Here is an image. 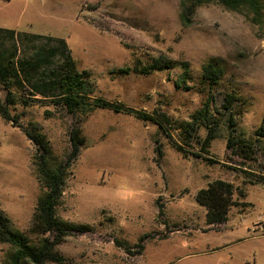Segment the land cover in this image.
<instances>
[{"label": "rangeland", "instance_id": "374dc122", "mask_svg": "<svg viewBox=\"0 0 264 264\" xmlns=\"http://www.w3.org/2000/svg\"><path fill=\"white\" fill-rule=\"evenodd\" d=\"M259 2V18L212 0L182 23L180 0H0L1 28L64 40L76 70L91 74L95 97L162 122L163 130L136 114L106 110L79 117L51 104L16 110L21 125L36 126L46 137L58 162L69 157L73 130L79 128L84 141L67 171L56 216L87 230L69 233L56 247L63 264H264V236L255 231L264 218ZM159 60L170 69L151 70ZM208 63L222 70L214 105L227 94L239 100L232 128L227 116H215V139L203 146L205 133L189 138L184 125L205 99L201 76ZM184 64L190 81L177 90ZM10 119V111L0 113V211L36 245L42 236L30 232L41 195L35 147ZM229 131L250 143L249 160L227 151ZM216 180L233 186L237 205L230 214L240 215L212 231L196 194ZM247 196L253 208L239 204ZM12 253L0 242V264Z\"/></svg>", "mask_w": 264, "mask_h": 264}, {"label": "trees", "instance_id": "16d2710c", "mask_svg": "<svg viewBox=\"0 0 264 264\" xmlns=\"http://www.w3.org/2000/svg\"><path fill=\"white\" fill-rule=\"evenodd\" d=\"M8 1V0H7ZM212 0H180V20L185 23L193 16L196 9ZM224 9L240 12L247 9L254 18H259L261 7L259 0H214ZM151 70H168L170 66L163 61H156ZM120 73H125L119 70ZM222 70L212 63L203 67L201 83L205 88V99L199 110L189 117L184 131L189 138L198 133H205V145L215 139L216 117H228L232 128V109L239 100L235 95H225L219 107L214 105L213 92L219 84ZM190 81L188 65L181 66L174 86L177 90L185 89ZM188 90V88L186 89ZM95 83L87 71L78 72L71 50L62 39H54L36 34H29L0 28V113L13 114V127L20 129L28 141L35 147L33 165L41 195L36 203L30 224L32 234H40L42 239L36 244H29L27 237L14 231L9 220L0 211V242L13 248L7 264H63V258L56 247L71 232H85V226H70L56 216V207L62 197L67 171L79 154L83 145L80 129L70 135L71 152L66 162L55 160L52 148L46 137L36 128L21 125L18 108L25 110L32 106L54 105L67 114L87 117L95 110H106L117 114H136V118L162 127V122L145 114L133 113L122 105L106 102L95 97ZM244 102H241L243 105ZM263 127L259 130H262ZM226 149L235 156L250 159V143L234 139L229 131ZM259 132V131H258ZM263 136V133L262 135ZM56 161V162H55ZM234 188L231 184L216 180L196 194V202L206 211V225L216 227L227 221L231 208L237 203L233 200ZM160 211V209H159ZM44 237V238H43ZM117 244L121 242L115 241ZM124 244V243H121ZM138 253L142 250L137 245Z\"/></svg>", "mask_w": 264, "mask_h": 264}, {"label": "crops", "instance_id": "0c3cea01", "mask_svg": "<svg viewBox=\"0 0 264 264\" xmlns=\"http://www.w3.org/2000/svg\"><path fill=\"white\" fill-rule=\"evenodd\" d=\"M1 28V27H0ZM2 29H5V28H2ZM242 202H245V203H247L248 205H249V207H251V208H253V205L251 204V202L249 201V196H247L246 198H245V201H240L239 202V204H241ZM232 209V208H231ZM231 211V210H230ZM230 211H229V214H228V217H227V221L229 220V219H231V218H233L235 215H240V213L239 212H237V213H235V214H233V213H231L230 214ZM247 212V211H246ZM245 212V213H246ZM245 213H242L241 215H243V214H245ZM263 219V218H262ZM261 219H260V217L258 218V222L257 223H259V221H260ZM222 225H224V223L223 224H221V225H218V226H216V227H209L210 228V230H216V231H218V230H220V227L222 226Z\"/></svg>", "mask_w": 264, "mask_h": 264}, {"label": "built area", "instance_id": "2783aa9c", "mask_svg": "<svg viewBox=\"0 0 264 264\" xmlns=\"http://www.w3.org/2000/svg\"><path fill=\"white\" fill-rule=\"evenodd\" d=\"M256 226H257L256 227L257 230H255V231L260 232V234H261L260 236H264V218L261 219Z\"/></svg>", "mask_w": 264, "mask_h": 264}]
</instances>
